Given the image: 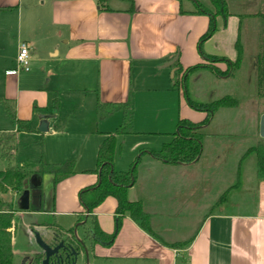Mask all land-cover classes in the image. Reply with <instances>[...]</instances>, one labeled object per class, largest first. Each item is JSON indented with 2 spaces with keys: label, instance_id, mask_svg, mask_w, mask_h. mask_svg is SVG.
<instances>
[{
  "label": "crops",
  "instance_id": "0c3cea01",
  "mask_svg": "<svg viewBox=\"0 0 264 264\" xmlns=\"http://www.w3.org/2000/svg\"><path fill=\"white\" fill-rule=\"evenodd\" d=\"M227 2L235 15L228 17L226 25L221 18L216 19L217 33L202 46L205 56L218 60L213 63L198 51V42L207 31L209 19L180 14V4L176 0H109L108 12H99L95 0H0V15L16 13L0 20V50L10 48L0 65L3 82L0 99L14 108L17 119L28 121L31 130L17 134L16 148L19 141L28 137L35 138L40 152L43 150V137L53 134L57 128V110L53 111L51 105L59 92L94 95L95 108L98 103L132 105L135 96L139 100L145 99L143 96L151 99L165 96L173 102L168 108L172 112L171 122L188 121L204 133L201 155L190 164H165L151 157V151H158L171 141L175 131L163 133L164 129H154L149 136L165 137L170 141L158 143L159 147L153 148L144 140L146 138H138L126 165L118 169L114 158L117 172L128 171L135 159L140 158L128 199L142 203L156 239L129 217L122 218L118 228L116 201L107 198L94 214L101 231L115 237L109 246L96 244L93 259L109 264H264V181L257 178L256 156L249 153L258 144L264 145L259 137V120L264 108L251 125L247 115V125L233 124L227 135L220 134L214 130L213 123L221 111L209 117L206 112L191 109L186 102L190 99L186 86L179 84L177 89L173 88V66L162 67L178 56L182 69L180 83L188 68L204 66L186 76L187 81L194 76L193 87L200 83L202 70L216 76L210 70L215 68L223 74L228 68L226 62H233L237 57L235 42L240 24L236 14H257L261 7L264 9V0ZM184 3L181 4L183 11L195 12L193 3ZM184 5H190V10ZM253 7L258 9L253 11ZM237 8H242L243 13ZM248 21L243 20L242 26ZM214 39L222 45L219 50L211 47ZM21 44L29 48L30 71L7 75L15 70ZM254 52L257 54V48ZM242 64L241 73L246 77L239 91H235L240 96L247 90L252 76V66L247 60ZM135 68L151 82L136 77ZM165 69L167 72L162 76L161 71ZM216 77H224L222 81L233 79L229 74ZM251 92L257 99L253 87ZM241 99L245 104L239 108H247L251 99ZM237 112L231 113L237 115ZM39 115L50 117L46 134L38 131ZM108 117L111 115H96L95 119L104 122ZM134 128L135 134L144 133ZM15 131V126L0 130ZM93 133H103L98 136L99 141L94 140L96 154L106 135L113 133L99 130ZM121 137H117V141ZM228 159L233 170L227 173L224 162ZM47 160L50 165L60 164L52 162L54 159L50 157ZM67 161H72L75 169V162ZM24 166L35 167L37 171V164L17 167ZM87 168L74 170V175L60 182L54 192L51 190L50 198L46 196L48 193L40 192L42 200L36 201L34 206L43 210L35 213L54 219L67 216L72 219L70 225L77 224L78 216L85 214L79 192L94 188L98 183L97 174L85 173L95 167ZM45 176L50 177L51 186L52 177L44 175L40 177V188ZM223 196L225 200L219 203ZM224 205L230 210L221 209ZM85 225H89L87 219ZM57 226L66 232V227ZM187 229L192 231L187 234ZM175 243L182 247L172 249L166 245Z\"/></svg>",
  "mask_w": 264,
  "mask_h": 264
},
{
  "label": "trees",
  "instance_id": "16d2710c",
  "mask_svg": "<svg viewBox=\"0 0 264 264\" xmlns=\"http://www.w3.org/2000/svg\"><path fill=\"white\" fill-rule=\"evenodd\" d=\"M180 4V14L206 16L209 19V25L205 34L200 38L198 42V51L200 55L213 63L217 62V59H212L203 54L202 46L208 41L214 33L217 31L216 19L221 18L223 25H226L228 17L234 16V12L229 7L227 0H176ZM185 1L193 3L195 12L183 11L181 4ZM99 12L110 11L108 7L109 0H95ZM132 7V2H130ZM132 12V8L129 10ZM239 19V28L237 32V39L235 42L236 60L233 62H226L228 64L227 70L222 74L215 68L213 70L216 76L229 74L230 77L236 71H239L244 61V48L242 45V22L246 18L258 20L261 28L259 38H256V65H255V79L254 88L255 95L258 99L264 102V14L257 13L252 15L236 14ZM225 61V60H224ZM204 66H195L188 68L182 74L183 84L185 88L186 76ZM172 68L177 69L174 73L173 88L177 89L179 81L178 75L182 73L179 62H175ZM187 105L198 112H206L209 114H215L219 110L234 109L239 106V100L232 98L230 95H225L217 100H213L209 103L196 104L189 98L186 100ZM0 105L5 109L7 118L16 127L15 132H0V160L6 163V168L0 171V264H14V255L12 251V229L15 230V214L20 212L17 210L13 197L21 195L23 192L24 182L29 180L32 176L38 175L43 177L44 175H50L52 177L51 190L54 192L56 186L65 179L74 175V163L72 161H66L58 165H50L43 158L42 150L40 152L39 161L37 163V171L35 167L13 166L14 155L16 152V136L18 133H30L28 121H22L17 119L14 108L6 103L5 100L0 99ZM51 108L53 111L58 109V101L55 99L52 102ZM36 110V107L33 108ZM96 115L98 117L104 115H111L117 111H120L123 115L122 124L115 130L113 134H107L106 138L99 145L96 153L95 168L92 171L85 172L87 174H97L98 183L96 187L83 190L79 192V201L85 210V214L78 216L77 223L83 222L87 219L89 221V230L98 239L103 242H110L114 240L115 235L107 236L103 233L97 223L94 211L103 204L107 198H113L116 201L115 219L117 226L122 218L129 217L142 231L150 235L153 239L156 236L151 228V222L149 215L145 212L142 203L131 202L128 199V192L135 182L136 167L140 158L135 159L131 168L126 172H117L114 169V158L117 150V137L131 135L134 132L130 128L132 119L131 106L128 103L118 104H101L96 105ZM204 133L197 129V127L188 121H179L177 124V131L171 135V141L161 146L158 151H151V157L159 162L165 164H190L194 162L201 155V142L203 140ZM249 153H253L256 156L257 165V178L260 181H264V145L258 144L249 150ZM9 195L12 197L9 198ZM225 200L223 196L220 200ZM43 208L39 209L31 204L29 212H42ZM42 228H46L48 231L57 233L64 232L57 224H41ZM69 232V231H68ZM71 232V230H70ZM160 243H163L161 240ZM172 249L182 247L180 244H166ZM41 255H36L35 260L31 264H41Z\"/></svg>",
  "mask_w": 264,
  "mask_h": 264
},
{
  "label": "rangeland",
  "instance_id": "374dc122",
  "mask_svg": "<svg viewBox=\"0 0 264 264\" xmlns=\"http://www.w3.org/2000/svg\"><path fill=\"white\" fill-rule=\"evenodd\" d=\"M190 4V2H186L184 4ZM187 11L190 10V5H184ZM195 9V7H194ZM258 8L253 7V11ZM237 10L241 13L242 8H237ZM264 13L263 7L260 8V13ZM16 13H5L0 15V20L5 19L7 17H13ZM249 15V14H245ZM252 15V14H251ZM191 16V15H190ZM208 18V17H207ZM249 18H246L248 20ZM217 31L218 27L216 26ZM260 24L258 20L249 19L248 22L242 26V45L244 48V60L248 62L249 66H252V76L249 79V84L246 86V89L242 96L238 95L235 91H239L240 84L242 87V81L245 80L246 77L241 73V69L236 71L233 74V79H226L222 81L224 77H216L211 76L209 71L202 70V76L200 79V83L193 87L192 82L194 80V76L191 75L186 83V88L188 89V94L190 100L196 104H204L209 103L213 100H217L225 95H230L232 98L239 100V106L234 109H225L220 110L216 116V121L213 123V128L220 134L227 135L228 130L232 129V125H247L245 123L246 116L249 115V125H251L254 121L255 116L264 108V102L260 99H254V93L251 92V88H254V82L251 84L252 78L254 79V63L256 53V38H259L260 33ZM214 33V35L217 33ZM213 35V36H214ZM222 45L217 43V39L213 40L212 48H219ZM229 48V47H228ZM230 48H232L230 46ZM0 65L3 63V57L8 55L10 52V48H5L4 50H0ZM137 71V69L135 68ZM136 77H144L146 82H151L149 77L145 74H140V72H136ZM140 71V70H139ZM245 71V70H244ZM142 72V70H141ZM162 76H165L167 70L161 71ZM178 75V81H179ZM136 80V79H135ZM140 82V81H139ZM3 82L0 80V89L2 88ZM49 85V84H47ZM140 85V84H139ZM179 85V84H178ZM252 85V86H251ZM50 87V86H49ZM143 87L147 88L148 85H144ZM253 94V96H252ZM145 99L139 100L138 97L135 96L134 100H132L131 104V123L130 128L135 134V128L137 127L143 131V134H135V135H126L118 139L117 141V150L115 155L116 167L119 169L121 165H126L127 160H129L130 154L135 151L136 140L138 138H146L144 139L146 142L151 144V147H159L158 143H163L166 141H170L165 137L154 138L149 136L151 131L154 129H164L163 133H168L169 131H177L176 122H171L170 117L172 116V112L169 111L168 108L171 107L173 102L168 100L165 96L161 98H153L151 99L149 96H143ZM247 97V100H250L247 108L240 109L242 105L245 104L241 98ZM57 101H58V109H57V118L55 121L56 131L53 134H48L43 137V158L46 160L47 164L49 161V157L54 159L52 162L64 163L67 160H73L75 162V169L79 170L85 167L94 168L95 167V139L99 141L98 136H101L103 133H93L91 132L99 130V131H109L114 133L115 130L122 124L123 115L120 111H117L111 114V117H108L107 121H97L95 115V103H94V95H81V94H68L65 92L57 93ZM129 102V101H128ZM240 107V108H239ZM237 110V115H233L232 111ZM246 114V115H245ZM171 119H175L171 118ZM241 123V124H240ZM14 128L11 121L6 117L5 109L2 105H0V130H10ZM173 132V134L175 133ZM210 133V132H209ZM140 140V139H139ZM163 140V141H161ZM161 141V142H159ZM120 142V143H119ZM63 147V149H62ZM71 147L72 149H69ZM61 151V154L58 151ZM47 151V152H46ZM58 153V154H57ZM40 149L36 143L35 138H25V140L19 141L17 144V150L14 155L13 166L20 165H34L39 161ZM253 156V155H252ZM247 162V161H246ZM245 162V166H246ZM225 163V170L227 173L229 170H233V167L230 165V159H228ZM50 164V163H49ZM249 165V164H248ZM6 168V163L0 160V171ZM50 177L45 176L43 178V184L40 189L31 190V194L35 191V193H48L46 196L48 198L51 197V186L49 185ZM43 194V193H41ZM20 195L14 196V204L16 206L17 200ZM221 195L218 196V198ZM12 196L9 195V198ZM217 198V199H218ZM34 203V200H33ZM44 206V203H43ZM47 208L48 205H45ZM230 210L229 206L224 205L221 209ZM182 218V217H180ZM72 219L65 216H59L55 219L48 216L35 212H18L15 214V230L12 229V251L14 255V264H30L33 256L40 252L39 247L36 245L34 241L33 232L37 231L39 233L43 232L46 234L48 231L46 228H42V226L36 227L37 224H57L63 227H66V232H70L72 236L77 240H82L85 235V230L88 229L89 225H85L82 227H77V224H69V221ZM55 221V222H54ZM70 225V226H69ZM69 226V227H68ZM40 227V228H39ZM84 228H86L84 230ZM44 229V230H43ZM76 230V231H75ZM192 230L187 229V234ZM47 235V234H46ZM75 264H109L105 263L101 260L93 259L92 255H89L87 261L83 255L77 256Z\"/></svg>",
  "mask_w": 264,
  "mask_h": 264
},
{
  "label": "water",
  "instance_id": "95a60500",
  "mask_svg": "<svg viewBox=\"0 0 264 264\" xmlns=\"http://www.w3.org/2000/svg\"><path fill=\"white\" fill-rule=\"evenodd\" d=\"M177 59H178V56H175L171 61L164 64L162 67L164 68L172 67L177 61ZM175 70L176 69L174 68L171 71V78H173V74ZM38 119L40 120L38 131L41 134L48 133L49 130L47 126L48 125L47 121L48 119H50V117L46 115H39ZM259 137L264 140V114L261 115L260 120H259ZM40 184H41V179L38 175H34L29 180L24 182L23 192L19 196L17 203H16V208L18 211L20 212L30 211L31 204L33 203V198L31 196V190L39 189ZM85 223H86V219L82 223H79L77 227L85 226ZM33 236H34V241L36 245L39 247L40 251L43 253V256H44L43 260L41 261V264H53V263H50V258L57 254L58 249L61 248L63 244L61 243L57 248L52 250L42 239V235L39 232L34 231ZM97 244H99L100 246H109L111 243L110 242L103 243L101 241H97ZM67 248L70 251L72 257L76 259V252L73 250V248H69V247ZM69 264H75V262H72Z\"/></svg>",
  "mask_w": 264,
  "mask_h": 264
},
{
  "label": "flooded vegetation",
  "instance_id": "af4514ba",
  "mask_svg": "<svg viewBox=\"0 0 264 264\" xmlns=\"http://www.w3.org/2000/svg\"><path fill=\"white\" fill-rule=\"evenodd\" d=\"M182 84H183V80L181 81V85ZM31 196L34 200L33 205L36 204L35 203L36 201L39 202L40 200H42L41 194L39 195V193H35V191L31 194ZM45 232H47L46 233L47 235L43 234V232H41L40 234L42 235V239L52 250L57 248L61 243L63 244V246L58 249L57 254L50 258V263L53 264H61V262L62 264H69L75 262L77 256L79 255H83L85 257V260L87 261L89 255L93 256L94 247L96 246L97 241L103 242L101 239H98L96 236H94V234L89 229L85 230V235L82 240L75 239L72 236L71 232H57V233L51 231H45ZM103 243H108V242H103ZM67 247L73 248V250L76 252V259L72 257ZM36 255H41L43 260L44 256L43 253L40 251L33 256L30 264L35 260Z\"/></svg>",
  "mask_w": 264,
  "mask_h": 264
},
{
  "label": "built area",
  "instance_id": "2783aa9c",
  "mask_svg": "<svg viewBox=\"0 0 264 264\" xmlns=\"http://www.w3.org/2000/svg\"><path fill=\"white\" fill-rule=\"evenodd\" d=\"M15 63H16L15 70L11 72H7V75L17 74L20 72L28 73L30 71V52L26 44H21L19 46ZM179 84L181 86V82Z\"/></svg>",
  "mask_w": 264,
  "mask_h": 264
}]
</instances>
